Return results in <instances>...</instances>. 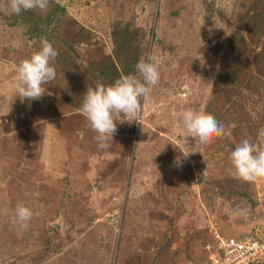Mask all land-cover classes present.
<instances>
[{
  "label": "rangeland",
  "instance_id": "1",
  "mask_svg": "<svg viewBox=\"0 0 264 264\" xmlns=\"http://www.w3.org/2000/svg\"><path fill=\"white\" fill-rule=\"evenodd\" d=\"M41 37L58 52L56 78L40 99L22 101L16 67ZM147 53L160 80L139 122L116 117L102 154L78 112L83 94L137 74ZM202 54L203 67L194 59ZM186 109L213 115L228 134L184 159L194 144ZM261 128L264 0H50L45 11L0 10V264H210L218 234L262 239L264 179L234 178L229 159L241 140L258 144ZM18 203L33 210L24 231Z\"/></svg>",
  "mask_w": 264,
  "mask_h": 264
},
{
  "label": "clouds",
  "instance_id": "2",
  "mask_svg": "<svg viewBox=\"0 0 264 264\" xmlns=\"http://www.w3.org/2000/svg\"><path fill=\"white\" fill-rule=\"evenodd\" d=\"M50 0H7L6 7L0 9L6 14L20 15L23 11H45ZM58 56L53 44L45 37L40 38V48L19 62L16 67L14 90L23 101L24 99H40L49 84L56 78V69L52 61ZM201 66L205 64L202 55H197ZM137 74H122L112 84L97 83L95 87H87L83 94V101L78 112L86 119L88 127L96 133L95 140L101 149L109 147L108 141L113 139L117 132L118 120L123 115L136 118L142 111V101L148 96L151 87L160 80L159 63L156 58L147 53L135 65ZM51 95V93H48ZM185 140L192 138L194 144H189V151H182L184 159L200 153L203 155L204 146L212 143L216 138L227 135L225 126L208 113L186 109L181 113ZM123 123L122 121H120ZM235 127V124L230 126ZM259 143L255 144L248 139L241 140L230 153L232 175L244 182H255L264 179V128L258 133ZM205 159V157H204ZM206 161V159H205ZM207 162V161H206ZM181 161H176L177 166ZM207 170L203 173L206 175ZM237 216H246L247 210L237 207ZM15 223L21 231L27 230L29 221L33 217V210L23 203H18L14 209Z\"/></svg>",
  "mask_w": 264,
  "mask_h": 264
},
{
  "label": "built area",
  "instance_id": "3",
  "mask_svg": "<svg viewBox=\"0 0 264 264\" xmlns=\"http://www.w3.org/2000/svg\"><path fill=\"white\" fill-rule=\"evenodd\" d=\"M217 238L210 264H264V237L259 240L256 234H250L239 240L221 235Z\"/></svg>",
  "mask_w": 264,
  "mask_h": 264
},
{
  "label": "crops",
  "instance_id": "4",
  "mask_svg": "<svg viewBox=\"0 0 264 264\" xmlns=\"http://www.w3.org/2000/svg\"><path fill=\"white\" fill-rule=\"evenodd\" d=\"M98 152H100V153H102V154H106V153H108V152H110L109 151V149H101V148H99V151Z\"/></svg>",
  "mask_w": 264,
  "mask_h": 264
},
{
  "label": "trees",
  "instance_id": "5",
  "mask_svg": "<svg viewBox=\"0 0 264 264\" xmlns=\"http://www.w3.org/2000/svg\"><path fill=\"white\" fill-rule=\"evenodd\" d=\"M219 235H221V234H219ZM214 236H215V234H214ZM221 236H224V235H221ZM225 237V236H224Z\"/></svg>",
  "mask_w": 264,
  "mask_h": 264
}]
</instances>
